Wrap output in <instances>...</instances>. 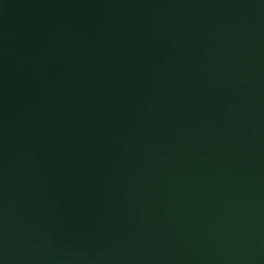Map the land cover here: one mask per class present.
I'll return each mask as SVG.
<instances>
[{"label":"water","instance_id":"95a60500","mask_svg":"<svg viewBox=\"0 0 264 264\" xmlns=\"http://www.w3.org/2000/svg\"><path fill=\"white\" fill-rule=\"evenodd\" d=\"M0 264H264V0H0Z\"/></svg>","mask_w":264,"mask_h":264}]
</instances>
